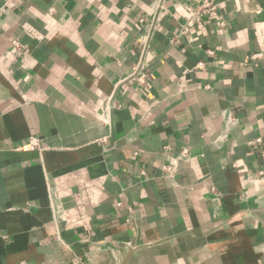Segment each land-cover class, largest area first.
<instances>
[{"label":"crops","instance_id":"obj_1","mask_svg":"<svg viewBox=\"0 0 264 264\" xmlns=\"http://www.w3.org/2000/svg\"><path fill=\"white\" fill-rule=\"evenodd\" d=\"M256 52L264 0H0V264H264Z\"/></svg>","mask_w":264,"mask_h":264},{"label":"built area","instance_id":"obj_2","mask_svg":"<svg viewBox=\"0 0 264 264\" xmlns=\"http://www.w3.org/2000/svg\"><path fill=\"white\" fill-rule=\"evenodd\" d=\"M219 4L217 2L214 1H207V2H203L201 4H199L198 6H196L195 8V15L198 21L201 22L202 17L205 14H208L210 12H216L218 9ZM225 22L223 19H220V26H224ZM16 44V46L20 47V43L15 40L14 42ZM253 58H264V52H256L254 54H252ZM134 76L136 81L139 84L142 85H146L147 81L149 79V71L146 68L145 65H140L137 66L134 70ZM228 118L232 121V116L230 115V113L228 114ZM256 141H260V139L258 138ZM42 145H41V140L37 137V136H31L25 143L21 144L19 146L20 150H33V149H42ZM184 153L186 154V150H184ZM173 167L174 164L169 163V164H165L163 166V169L165 172H172L173 171Z\"/></svg>","mask_w":264,"mask_h":264},{"label":"water","instance_id":"obj_3","mask_svg":"<svg viewBox=\"0 0 264 264\" xmlns=\"http://www.w3.org/2000/svg\"><path fill=\"white\" fill-rule=\"evenodd\" d=\"M127 261H128V257L124 258L122 264H127Z\"/></svg>","mask_w":264,"mask_h":264}]
</instances>
